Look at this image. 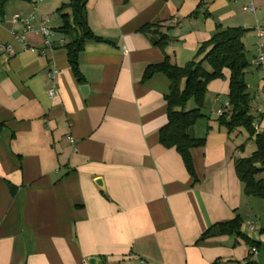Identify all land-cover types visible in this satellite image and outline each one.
Returning a JSON list of instances; mask_svg holds the SVG:
<instances>
[{"label":"crops","instance_id":"1","mask_svg":"<svg viewBox=\"0 0 264 264\" xmlns=\"http://www.w3.org/2000/svg\"><path fill=\"white\" fill-rule=\"evenodd\" d=\"M71 1L43 0L35 10L30 0H8L0 12V45L13 50L0 52V264H242L252 247L253 263L264 264V198L244 196L234 168L254 151L253 139L217 121L230 72L207 85L193 128L204 140L191 150L195 183L180 155L159 143L169 80L158 73L142 82L149 66L167 57L184 67L218 30L240 29L251 113L264 134V67L251 66L264 0H251L253 13L243 0H88L86 23L99 41L78 56L83 83L59 32L58 9ZM35 11L34 25L43 19L55 32L46 55L41 35L15 38L24 26L13 16ZM62 14L72 23L70 8ZM146 25L167 36L163 48L140 32ZM237 216L241 236L199 241Z\"/></svg>","mask_w":264,"mask_h":264},{"label":"trees","instance_id":"2","mask_svg":"<svg viewBox=\"0 0 264 264\" xmlns=\"http://www.w3.org/2000/svg\"><path fill=\"white\" fill-rule=\"evenodd\" d=\"M8 0H0V12ZM128 1V0H125ZM88 0H73L68 5L58 9L64 23L59 32L69 39L64 45L67 60L79 83L84 79L80 73L78 56L87 41H99L86 23V5ZM72 12V23L62 14L65 9ZM140 32L150 38L154 46L163 48L168 41L166 35L159 33L158 27L146 25ZM240 29L218 30L210 41L201 45L196 58L184 67H178L169 58L149 66L143 75L142 82L148 81L154 74H163L170 82L167 102V123L159 131V143L165 149H174L181 157L184 167L190 177L197 181L194 171L191 150L202 147L203 139L193 135V128L202 118L201 109L207 85L224 77V70L229 76V104L231 110L218 118L220 127L232 133L243 129L253 139L254 151L244 158L234 162L236 175L243 186V194L254 199L264 198V134L257 133L253 124L255 117L251 113L252 98L245 81L246 70L249 67L242 43ZM201 57V59H199ZM193 101L195 108L188 109V103ZM242 148V147H240ZM241 219L217 223L206 230L199 241L220 236H241Z\"/></svg>","mask_w":264,"mask_h":264},{"label":"built area","instance_id":"3","mask_svg":"<svg viewBox=\"0 0 264 264\" xmlns=\"http://www.w3.org/2000/svg\"><path fill=\"white\" fill-rule=\"evenodd\" d=\"M43 0H30L31 4L34 6V9L36 10V7L39 3H41ZM244 1V9L250 13L255 12V7L252 4L251 0H243ZM36 11L34 14H32L30 17L23 18L20 16H13L12 21L13 22H21L24 26L23 28V34L16 36L15 38L23 43L24 40V35L29 34V33H34V34H39L43 37V44L45 46V49L43 50L42 54L46 55L48 52H51L53 50V43H54V38H55V32L53 30H50L46 26V21L41 19L40 20V25L36 27L34 25V22L36 21ZM256 37H257V54L256 56L251 60V66L255 68H261L264 67V27H257L256 28ZM0 52L6 55H10L13 53L12 47L10 45H0ZM124 54H126V51H124ZM49 97L54 96V91L49 90L48 93ZM230 108V104H226L225 107L221 110H218L216 112V115L218 117H221L224 113L225 110ZM257 112L264 113V110L258 109ZM253 128L256 132H258V126L254 123ZM71 140V139H70ZM72 142V140H71ZM246 228L249 231L255 230V224L252 221H248L246 223ZM256 254V248L252 247L250 250V257L245 260L242 264H254L252 256ZM82 264H88L87 261H83ZM147 264V263H144Z\"/></svg>","mask_w":264,"mask_h":264},{"label":"water","instance_id":"4","mask_svg":"<svg viewBox=\"0 0 264 264\" xmlns=\"http://www.w3.org/2000/svg\"><path fill=\"white\" fill-rule=\"evenodd\" d=\"M81 93L83 96H86L88 94V88L86 86L81 87ZM96 185L101 191H104V185L101 179H98L95 181ZM100 259L98 258H89L87 259L88 264H98Z\"/></svg>","mask_w":264,"mask_h":264},{"label":"rangeland","instance_id":"5","mask_svg":"<svg viewBox=\"0 0 264 264\" xmlns=\"http://www.w3.org/2000/svg\"><path fill=\"white\" fill-rule=\"evenodd\" d=\"M192 106H193V104H192Z\"/></svg>","mask_w":264,"mask_h":264}]
</instances>
